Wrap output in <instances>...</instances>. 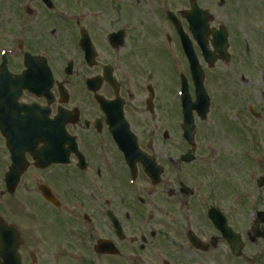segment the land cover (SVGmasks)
<instances>
[{
	"label": "rangeland",
	"instance_id": "obj_1",
	"mask_svg": "<svg viewBox=\"0 0 264 264\" xmlns=\"http://www.w3.org/2000/svg\"><path fill=\"white\" fill-rule=\"evenodd\" d=\"M79 1L80 0H76ZM94 0H87V2H91ZM252 2L251 7L248 6V11L250 14H257L259 17L258 21L260 19H264V0H247ZM7 2H11V0H0V10L2 9L3 12L9 13V8L7 7ZM33 5V4H32ZM33 8H36L33 7ZM41 14L38 13H33L32 14V22L33 23H38L40 19H42ZM253 20V19H252ZM240 25L238 26V31H242V25H244L240 20ZM261 23V22H260ZM259 23V24H260ZM41 28L44 27V23L40 25ZM96 31L98 34L102 35L106 30H104L101 26L96 28ZM149 34H154L152 32H149ZM69 49V47H66ZM62 49L59 50L61 52ZM55 64V63H54ZM53 64V65H54ZM57 69L60 71V66L61 64H56ZM81 70V74L79 76L74 75L72 78H70L67 81L68 87L73 93L74 99L81 98V95L79 94L77 90V85H79L78 80L88 71V73H91L93 70H90L86 66H79ZM229 70V71H228ZM223 71L222 67H218L213 71L211 74V81L213 83L217 80H220L223 83V86L227 85V87L231 88L233 87L234 89L232 90L231 94L227 97V103H233V111L230 112L234 120V124H239L240 127L242 128L240 137H237L236 131L232 132L231 124L232 122L229 121L228 129L230 130L231 136L226 134L227 132L225 128V122L227 120L226 116H220L223 113V110H221L219 113L216 111V107H214L213 110L209 112V115L207 117V120L205 122H201L200 120H197V129H198V136L196 139V144L198 145L196 156V166H198L199 169H202L203 172H214L216 173L218 169H229L230 170V179L233 182H237L238 179L240 181H246L251 168L254 166L250 164L249 162H244V159L238 156L239 154L243 153L247 149H252L256 151V154H258V159H257V167L259 168V172H253L256 174H252L251 179L256 180L257 178L259 179L260 177L264 178V170L262 169V166H264V112L258 117L254 118L250 111L249 108L252 106H255L257 109H260L264 107V83L263 80L260 79V75H258L254 79H243L240 75H234V69L231 66L228 67L227 73L226 71ZM240 72V71H238ZM58 73V71H56ZM223 74H226L223 76ZM57 78L60 77V75L56 76ZM224 77H226V82ZM81 81V80H80ZM168 78L166 77V84H167ZM171 85L173 86V90L175 89V82L172 80ZM223 86H216L218 89V93L216 94L215 102L217 101V98L220 99L221 103H224L226 100V95L221 94L222 87ZM226 87V88H227ZM221 94V95H220ZM220 95V96H219ZM219 96V97H218ZM235 97H237L235 101ZM160 106H164L165 110L168 111L170 108L168 107V99L166 96V90L161 91L160 93ZM243 101V102H242ZM246 103V104H245ZM137 104V102H135ZM244 106L245 110L243 113V108ZM175 108H177L176 103H175ZM235 109V110H234ZM164 109H162V112ZM239 111V112H238ZM259 112V111H258ZM237 115V116H236ZM178 117V113H177ZM150 116L148 114H143L142 117L137 116L134 120V123H136L139 127L141 128H148L149 126H157L159 124L158 120L154 121L149 119ZM161 122H163V126L160 128V136L157 138L156 142V148L161 147L162 150L166 153V155L175 157L179 152L183 153L186 151L188 146L184 141H179L178 137V132L176 133V128H175V121H168L165 118H162ZM236 120V121H235ZM174 128L175 131L172 130L171 125ZM150 124V125H148ZM161 125V124H160ZM159 125V126H160ZM244 125V126H243ZM235 130V129H234ZM162 131V132H161ZM224 131V132H223ZM164 132H169V139L163 140V133ZM225 133V136L222 134ZM226 139L229 141L228 147L226 149L229 150V156H227V152L223 155L227 156L228 158H224L223 155L218 153V149H220V146H223L226 148ZM159 140H163L164 143L159 142ZM252 143L256 144L252 146ZM206 144H211L207 145ZM256 146V148L254 147ZM218 148V149H217ZM238 157V159H237ZM232 159L240 160L243 162L239 163L234 161L231 162ZM229 160V161H228ZM201 161V162H200ZM198 164H203L198 165ZM218 182L225 183V181H222V175L218 174L217 175ZM211 181L214 180V177L210 178ZM144 183V182H143ZM253 184V189L254 193L256 194L257 191V199H255L256 202L253 200L248 201L247 203L254 202L253 204H249L246 208V212H250V210L254 207L257 209H263L264 205V187L262 189H258L255 186V182L251 183ZM126 186V183H125ZM124 185L119 188V190L124 189ZM256 190V191H255ZM229 197V196H227ZM18 198V196L15 198V200ZM7 200V206L10 204V201ZM18 207L11 205L6 208V216L7 218H11L14 216L16 210ZM122 208L124 209V203H122ZM44 209L37 208V212H41ZM11 215V216H9ZM249 222V221H247ZM183 225L185 224L184 220L182 221ZM85 225H89L85 223ZM82 232V231H81ZM46 235H50V240L53 241L56 237V234L54 232H45ZM28 237V235L26 234ZM37 242V241H35ZM33 242L29 247V249L23 250L22 258L24 261V264H83L82 262V257L81 253L77 252L76 250L71 251L67 248V243L64 242L62 244V248L59 252H53L47 250L46 246L43 244L37 242ZM62 243V242H61ZM223 244L222 242H219L217 245L216 250H211L209 251L206 256H203V254H195L194 251H191L190 253L192 254H184L183 252L177 253L176 251L171 250L172 254L175 253V260L171 254H168V250H163L162 248L158 247L156 244L153 245L151 250L148 252L146 251L145 254L143 255V259L141 261H133V264H162V259L165 257H171L173 262L175 264H240V260L234 258L231 254L228 255L223 251V247L219 246ZM264 244V241L262 245ZM139 248V245L137 246ZM66 249V250H65ZM162 250L163 252H155L156 250ZM69 250V251H68ZM71 251V252H70ZM136 254H140L141 252H135ZM156 253V254H155ZM92 256H95L96 260H98V256L94 255L93 253L90 254ZM32 256L36 258V260H32ZM179 256V257H178ZM261 264H264V255L259 257L258 259ZM124 260H117L113 258H99V262L96 264H125ZM255 264V263H252Z\"/></svg>",
	"mask_w": 264,
	"mask_h": 264
},
{
	"label": "flooded vegetation",
	"instance_id": "obj_2",
	"mask_svg": "<svg viewBox=\"0 0 264 264\" xmlns=\"http://www.w3.org/2000/svg\"><path fill=\"white\" fill-rule=\"evenodd\" d=\"M108 24L113 26V24H116V23L115 22H108ZM84 30L85 29L82 30L81 34L83 33ZM2 31H3L2 24L0 23V32H2ZM113 31H115V30H113ZM78 33H79V31L75 30L73 36L76 37V35ZM109 35L107 36L106 41H103L102 43H99L96 45V47H98L97 50H99L98 55H96V59H95V63H97V64L92 68V70H95V69L97 70L94 73L95 77H100L103 74V69L106 66L104 65V66L100 67V65H102L103 62L108 61V59L111 57L110 48L112 50H114L111 47V45H109V43H110L109 42ZM117 40L120 41L123 39L119 37ZM0 42H1V39H0ZM25 46H27L26 42H25ZM31 47L35 48L36 45L32 43ZM22 48L23 47L20 46L21 50H22ZM42 50L46 53L49 51V49L46 47H42ZM3 61H6V66L9 70V72L13 76L19 75L24 70V55L23 54H21V55L18 54V55L10 56V57L3 55L0 57V65L3 64ZM113 74H114V71H113ZM65 84H66V82H65ZM12 91L13 90H10V92H12ZM100 91H102L104 93L103 95L107 99L113 98V91L111 90V88L106 83H103ZM120 91H121V95H122L121 84H120ZM53 93H55V89H53ZM40 101H41V103H40ZM20 102L23 104H27V105L32 104V103H36V102H39L43 106L46 105V102L44 100H38L37 98L31 96L27 92H24L22 94V96L20 98ZM68 106H71V103ZM100 112L101 111L95 112V113H97V115L99 116V118L98 117L97 118L102 124V130L103 131L93 129L94 132L92 134L87 136V133H84L83 137L80 138V135L78 134L76 125H69L67 127L68 131L77 138V141H78V144L80 146L81 151L86 156V158H88L87 159V170L85 172L80 173V182H83L84 180L89 181L88 175L93 172L94 166L98 162L106 164L109 161L110 165H112L113 164V158H118V155H119L118 149H117L116 145L114 144V142H113V140L109 134V131H108L109 129L107 128V126L105 124V121H104L105 118L103 117V115H101ZM50 113L52 116L55 113L54 107H52V106L50 109ZM127 114H128V107L125 106V116L126 117H128ZM85 127L90 128L88 125H86ZM5 142H6V140H5V138H3V135L0 131V143H5ZM68 169H69V167L66 168V170H68ZM3 190H4V183L2 186V191ZM3 193H4V191H3ZM93 215H94L93 220H95V215H96L95 211H93Z\"/></svg>",
	"mask_w": 264,
	"mask_h": 264
},
{
	"label": "water",
	"instance_id": "obj_3",
	"mask_svg": "<svg viewBox=\"0 0 264 264\" xmlns=\"http://www.w3.org/2000/svg\"><path fill=\"white\" fill-rule=\"evenodd\" d=\"M14 250H15V249H14V246H13V247L11 248L12 253H14Z\"/></svg>",
	"mask_w": 264,
	"mask_h": 264
}]
</instances>
